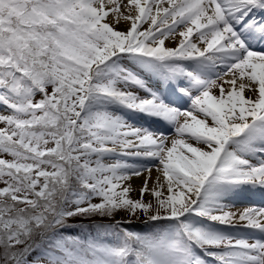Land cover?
I'll use <instances>...</instances> for the list:
<instances>
[{
	"label": "snow or ice",
	"instance_id": "snow-or-ice-1",
	"mask_svg": "<svg viewBox=\"0 0 264 264\" xmlns=\"http://www.w3.org/2000/svg\"><path fill=\"white\" fill-rule=\"evenodd\" d=\"M0 264H264V0H0Z\"/></svg>",
	"mask_w": 264,
	"mask_h": 264
},
{
	"label": "bare ground",
	"instance_id": "bare-ground-1",
	"mask_svg": "<svg viewBox=\"0 0 264 264\" xmlns=\"http://www.w3.org/2000/svg\"><path fill=\"white\" fill-rule=\"evenodd\" d=\"M147 25H145V27H146ZM119 29L120 30H125L126 29V27H127V25H125V24H120L119 26ZM167 43V42H166ZM170 45V44H169ZM246 95H251V93H249V92H246ZM129 162H132V160H129ZM148 175V173L147 172H145L142 176H140V177H134L133 179H132V181H131V183H132V185L133 186H138V184L139 183H137V182H141V184L140 185H142V183H143V181H144V178L146 177ZM151 175H152V177H153V179L156 177V175H157V172H156V169H155V167L153 166L152 167V173H151ZM151 183V182H150ZM139 185V186H140ZM258 203V202H257ZM243 206H245V205H240V204H237L236 205V208H240V207H243Z\"/></svg>",
	"mask_w": 264,
	"mask_h": 264
},
{
	"label": "rangeland",
	"instance_id": "rangeland-1",
	"mask_svg": "<svg viewBox=\"0 0 264 264\" xmlns=\"http://www.w3.org/2000/svg\"><path fill=\"white\" fill-rule=\"evenodd\" d=\"M177 39H179V37H177ZM169 46H174L173 44H170ZM51 89H49V91H50ZM37 99H39V96L37 97ZM142 182V181H141ZM141 182H137V183H139L138 184V186H133L134 188H136V189H139L140 188V184H141ZM140 185V186H139ZM131 196L133 197V198H139V191H134V192H132L131 193ZM118 218V217H117ZM143 230V229H142Z\"/></svg>",
	"mask_w": 264,
	"mask_h": 264
},
{
	"label": "trees",
	"instance_id": "trees-1",
	"mask_svg": "<svg viewBox=\"0 0 264 264\" xmlns=\"http://www.w3.org/2000/svg\"><path fill=\"white\" fill-rule=\"evenodd\" d=\"M117 219H119V216H118V218Z\"/></svg>",
	"mask_w": 264,
	"mask_h": 264
}]
</instances>
